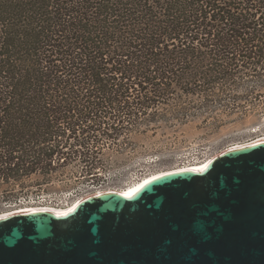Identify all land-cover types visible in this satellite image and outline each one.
Returning <instances> with one entry per match:
<instances>
[{
    "label": "trees",
    "instance_id": "trees-1",
    "mask_svg": "<svg viewBox=\"0 0 264 264\" xmlns=\"http://www.w3.org/2000/svg\"><path fill=\"white\" fill-rule=\"evenodd\" d=\"M257 101L264 0H0V211L100 181L132 133Z\"/></svg>",
    "mask_w": 264,
    "mask_h": 264
},
{
    "label": "water",
    "instance_id": "water-1",
    "mask_svg": "<svg viewBox=\"0 0 264 264\" xmlns=\"http://www.w3.org/2000/svg\"><path fill=\"white\" fill-rule=\"evenodd\" d=\"M0 219V264H264V141L68 212Z\"/></svg>",
    "mask_w": 264,
    "mask_h": 264
},
{
    "label": "rangeland",
    "instance_id": "rangeland-1",
    "mask_svg": "<svg viewBox=\"0 0 264 264\" xmlns=\"http://www.w3.org/2000/svg\"><path fill=\"white\" fill-rule=\"evenodd\" d=\"M251 106L252 104L248 107ZM219 113L190 118L176 128L159 122L156 129H149L145 133H132V145L104 149L109 160L105 165L106 173L100 181L81 182L82 180H76L77 178H70L68 183L78 185L80 192L65 190L35 195L30 202L0 211V214L45 205L66 207L61 209L69 210L78 203L76 201L91 194L125 191L149 175L191 166L213 158L227 149L264 138V102L257 101L255 109L252 106L246 115ZM55 184L58 187L61 182L56 181ZM87 188L94 190L85 192Z\"/></svg>",
    "mask_w": 264,
    "mask_h": 264
},
{
    "label": "bare ground",
    "instance_id": "bare-ground-1",
    "mask_svg": "<svg viewBox=\"0 0 264 264\" xmlns=\"http://www.w3.org/2000/svg\"><path fill=\"white\" fill-rule=\"evenodd\" d=\"M260 141H264V138L263 139H258L257 141H252V142H250L248 144L258 143ZM243 145H247V144H243ZM243 145H239L237 147H240V146H243ZM211 159L212 158L210 157V159H207V160H204V161H201V162H196L192 166H185V167L180 168V169H196V170H201V169H204L207 166V164L211 161ZM161 173H163V172H158V173H155V174H152V175H149V176L145 177L143 180L139 181L137 184L130 186V188H128V189H125V191H123L124 194L125 193H129V192H132L135 189H139L146 181L150 180L151 178H153V177H155V176H157V175H159ZM76 205L77 204H75L74 206L71 205L73 207L71 209H69V210L61 209V208H66V207H54V206H52L53 209H54V210H52V209H45L44 207H40L39 206V207H33L31 209H27V210H19V211H14V212H10V213L5 212L3 214H0V217H4V216L10 215L12 213L22 212V211H39V210H44V211H52V212H54L56 214H59V213H68L69 211H71L72 209H74V207ZM59 208L61 210H59Z\"/></svg>",
    "mask_w": 264,
    "mask_h": 264
},
{
    "label": "snow or ice",
    "instance_id": "snow-or-ice-1",
    "mask_svg": "<svg viewBox=\"0 0 264 264\" xmlns=\"http://www.w3.org/2000/svg\"><path fill=\"white\" fill-rule=\"evenodd\" d=\"M201 171H203V169H201ZM139 189H135L133 190L132 192H129V193H125L124 195H126L128 198H131L133 197L136 192H138ZM69 213H59L58 215H62V216H67ZM0 219H6L5 217H0Z\"/></svg>",
    "mask_w": 264,
    "mask_h": 264
},
{
    "label": "built area",
    "instance_id": "built-area-1",
    "mask_svg": "<svg viewBox=\"0 0 264 264\" xmlns=\"http://www.w3.org/2000/svg\"><path fill=\"white\" fill-rule=\"evenodd\" d=\"M192 166V165H191ZM76 202H78V201H76ZM76 202H74V203H76ZM74 203L72 204V205H74ZM44 208H51V209H53V207L52 206H49V205H45V206H43Z\"/></svg>",
    "mask_w": 264,
    "mask_h": 264
}]
</instances>
